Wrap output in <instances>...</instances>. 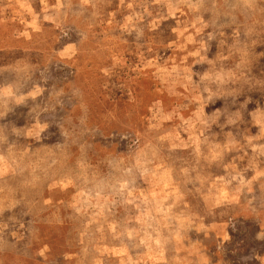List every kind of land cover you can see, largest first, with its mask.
Returning a JSON list of instances; mask_svg holds the SVG:
<instances>
[{
    "label": "rangeland",
    "instance_id": "374dc122",
    "mask_svg": "<svg viewBox=\"0 0 264 264\" xmlns=\"http://www.w3.org/2000/svg\"><path fill=\"white\" fill-rule=\"evenodd\" d=\"M0 264H264V0H0Z\"/></svg>",
    "mask_w": 264,
    "mask_h": 264
}]
</instances>
